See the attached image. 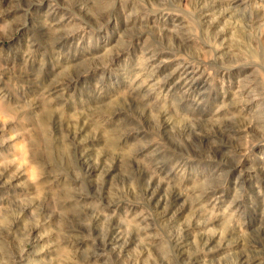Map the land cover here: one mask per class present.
<instances>
[{
    "label": "rangeland",
    "instance_id": "1",
    "mask_svg": "<svg viewBox=\"0 0 264 264\" xmlns=\"http://www.w3.org/2000/svg\"><path fill=\"white\" fill-rule=\"evenodd\" d=\"M0 264H264V0H0Z\"/></svg>",
    "mask_w": 264,
    "mask_h": 264
}]
</instances>
